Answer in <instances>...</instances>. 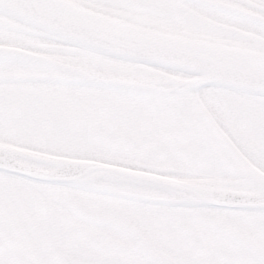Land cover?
<instances>
[{"label": "snow or ice", "instance_id": "snow-or-ice-1", "mask_svg": "<svg viewBox=\"0 0 264 264\" xmlns=\"http://www.w3.org/2000/svg\"><path fill=\"white\" fill-rule=\"evenodd\" d=\"M0 264H264V0H0Z\"/></svg>", "mask_w": 264, "mask_h": 264}]
</instances>
